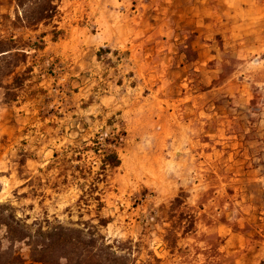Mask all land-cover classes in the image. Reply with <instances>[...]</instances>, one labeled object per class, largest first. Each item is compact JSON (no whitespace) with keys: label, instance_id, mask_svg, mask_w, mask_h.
I'll list each match as a JSON object with an SVG mask.
<instances>
[{"label":"rangeland","instance_id":"rangeland-1","mask_svg":"<svg viewBox=\"0 0 264 264\" xmlns=\"http://www.w3.org/2000/svg\"><path fill=\"white\" fill-rule=\"evenodd\" d=\"M57 3L0 27L35 45L16 100L0 87V203L29 224L105 220L134 264H259L264 0ZM104 140L120 164L102 171Z\"/></svg>","mask_w":264,"mask_h":264},{"label":"trees","instance_id":"trees-1","mask_svg":"<svg viewBox=\"0 0 264 264\" xmlns=\"http://www.w3.org/2000/svg\"><path fill=\"white\" fill-rule=\"evenodd\" d=\"M57 1L14 0V20L0 15V27L4 20L11 28L18 22L22 23L20 27L30 28L52 21L59 13ZM32 46L35 45L27 44L12 33H0V87L6 89V100L15 101L17 95L14 91L20 89L26 80L24 74L30 71L29 67L23 71L18 69L25 66L26 48L35 49ZM104 142V147H100L102 143L94 141L96 147L93 148L100 158L102 171L120 164L116 142ZM93 199L102 206L99 196ZM174 201L178 202V197ZM106 223L105 220H101L99 225L83 223L81 228L48 221L44 225L37 221L29 224L17 217L9 203H0V264H134L129 249H122L123 243L114 241L110 244L100 233L99 226ZM3 241L8 243L6 248L2 247ZM16 244L27 248L26 257L21 253V247L15 249ZM259 264H264V258Z\"/></svg>","mask_w":264,"mask_h":264}]
</instances>
